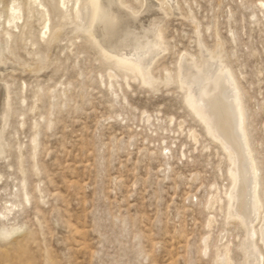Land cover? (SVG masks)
I'll use <instances>...</instances> for the list:
<instances>
[{"label": "rangeland", "instance_id": "obj_1", "mask_svg": "<svg viewBox=\"0 0 264 264\" xmlns=\"http://www.w3.org/2000/svg\"><path fill=\"white\" fill-rule=\"evenodd\" d=\"M123 1L119 13L146 2ZM153 1L163 18L143 73L102 45L143 15L98 41L91 0H0V264H264V0ZM185 54L228 75L244 107L251 250L234 157L189 104L191 70L190 95L176 79Z\"/></svg>", "mask_w": 264, "mask_h": 264}, {"label": "bare ground", "instance_id": "obj_2", "mask_svg": "<svg viewBox=\"0 0 264 264\" xmlns=\"http://www.w3.org/2000/svg\"><path fill=\"white\" fill-rule=\"evenodd\" d=\"M34 1H38V6H44L42 0ZM86 4L88 5V12L85 13L88 14L91 19V24L87 25L88 29L86 28V30L92 39L98 41L105 39L107 32L113 31L120 20H124L126 28L132 26L138 28L136 25L140 24L142 21L140 15H143L144 18L147 19L148 23L143 24L141 29L135 31L125 29V33L119 35L120 37L117 40H113L111 42L103 41L104 43L102 41L101 42L103 43L102 45L107 49V52L118 56L129 64L137 66L138 69L143 73L148 72L147 65L149 60H151L153 53L151 47L152 43L150 42H156L158 40V27L160 26V21L163 18L161 17L162 13L157 4L153 0H146L139 14H135V10H133V12L127 13L117 12L113 6L118 4H123V7L127 10L128 6L125 5L123 0H91V2H87ZM15 7H13V9L15 8L14 10L18 12L20 8L17 6ZM21 14H17V16H20ZM17 16L13 15V18H16ZM99 16H102L103 20L106 21V25L103 27V32L101 31L102 29L100 30L101 34L95 31V27L91 28L93 25L92 22L96 17ZM116 48H118L120 51L117 52ZM210 57H215V55L210 54ZM182 61L185 64H179L177 68V81L183 82L185 84L187 87V93L190 95L191 93H189V87L187 86L188 83L185 81L186 78L183 79V77H185L183 76V73L186 75L187 70L190 69L191 73L189 72V79L192 80L193 78V84H195L196 87H200L198 96H196L194 99L190 96L191 98L189 100V104L195 110L197 116L206 122L209 130L221 140L224 148L229 152V154H232L234 157L233 175L237 177V185L231 192L230 198H233L235 201L234 209L236 214L239 215L246 224H249L250 236L247 238L246 248L251 250L255 247L254 236L257 233L252 223L255 215L258 212L260 203L256 201L258 198V195L255 192L257 187L256 166L254 164V160L249 157L250 148L248 147V142L246 141L247 137L241 116L244 107L242 103L239 102V93L238 91L233 92V90L230 88L231 80L228 75H225V77L222 79L221 75L213 76L210 74L213 72L210 70V75L208 77L206 73L208 71V67L213 65L212 63H209L210 65L206 66V62H209L208 59L203 60L200 58L193 60L190 55L185 54L182 55L181 63ZM200 67H202V69H200ZM170 79L174 80V77L166 78V80ZM228 89L230 92H228ZM192 91L194 93V89ZM4 94V90L0 88V103ZM246 175H249L247 176L248 178ZM244 197L246 198V202L243 203L246 204V206L239 202ZM261 238L264 240V231L261 232ZM252 258L256 260L257 256L254 255V253L251 254L249 257L250 262L248 261V264L251 263Z\"/></svg>", "mask_w": 264, "mask_h": 264}]
</instances>
